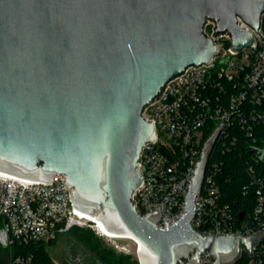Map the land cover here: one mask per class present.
Segmentation results:
<instances>
[{"label": "water", "instance_id": "1", "mask_svg": "<svg viewBox=\"0 0 264 264\" xmlns=\"http://www.w3.org/2000/svg\"><path fill=\"white\" fill-rule=\"evenodd\" d=\"M263 14L264 0H0V172L62 176L74 206L135 241L141 264H202L207 253L213 264L253 258L264 231L214 236L192 225L223 123L204 145L177 224L167 226L160 207L140 215L133 197L145 182L141 153L156 139L145 109L170 81L222 54L215 37L229 35L234 53L253 48L254 33L264 41ZM0 244L8 247L2 230ZM50 253L98 264L74 238Z\"/></svg>", "mask_w": 264, "mask_h": 264}, {"label": "built area", "instance_id": "2", "mask_svg": "<svg viewBox=\"0 0 264 264\" xmlns=\"http://www.w3.org/2000/svg\"><path fill=\"white\" fill-rule=\"evenodd\" d=\"M214 28L215 24L208 22L205 34L213 38ZM259 33L264 37V14ZM254 35L255 46L240 53L230 50L229 35L215 37L222 54L211 65L191 67L170 81L162 96L145 109V118L155 122L156 139L141 153L138 170L145 182L133 197L140 215L147 216L160 207L167 226L185 216L193 170L205 143L223 123L201 194L195 199L197 212L192 225L203 235L213 230L214 236L249 237L264 231V222L259 220L264 212V176L258 172L259 160L248 162L246 168L258 188L257 226L237 222L232 207L223 201L220 184L223 157L236 150L242 135L252 145L257 141V130L264 129V41ZM90 216L74 206L72 190L62 176L46 182L0 172V230L8 239L1 264H33L32 255L14 256L13 246L49 243L76 227H89L103 237L99 223ZM8 251L11 255L4 256ZM213 263L210 253L202 257V264ZM249 264H264V242L254 249Z\"/></svg>", "mask_w": 264, "mask_h": 264}, {"label": "trees", "instance_id": "3", "mask_svg": "<svg viewBox=\"0 0 264 264\" xmlns=\"http://www.w3.org/2000/svg\"><path fill=\"white\" fill-rule=\"evenodd\" d=\"M255 136L257 138L256 143L249 145L248 139L242 135L236 150L223 157L224 168L220 176V184L223 201L232 207L237 222L242 224L248 221L251 223L253 222L254 225L257 226L259 221H255L254 212L259 204V197L257 195L258 188L252 184V179L248 175L246 168L248 162L251 163L258 159L260 162L259 165H257L258 172L262 173V176H264V156L258 157L251 151L252 149H256L264 152V129H258ZM242 213H244V217L243 220H240V215ZM259 220L264 222V212L259 217ZM84 234L85 232L77 233L81 242L91 247L92 250L107 254L104 252V249H101L100 244H97V242ZM12 251L14 256L32 255L33 264H55L51 260L49 252L41 244L30 246L15 245ZM3 252V246L0 244V264L2 263L1 258ZM122 259V257L115 258V256L112 255L107 258V261L109 264H123ZM249 262L250 258L244 255L237 264H249Z\"/></svg>", "mask_w": 264, "mask_h": 264}, {"label": "rangeland", "instance_id": "4", "mask_svg": "<svg viewBox=\"0 0 264 264\" xmlns=\"http://www.w3.org/2000/svg\"><path fill=\"white\" fill-rule=\"evenodd\" d=\"M78 232H85L84 235L90 237L92 240L97 242V244H100L101 249H104V252H106L107 254H103L102 252L99 253L96 250H92L91 247L86 246L79 240L77 236ZM72 238H74V247H84V249L87 251L88 258L96 261L98 264H109L107 258L112 255H114L115 258L122 257L123 264H141V260L138 254V248L133 242L116 241L113 239L109 240L108 238L105 239V237H100L89 227L73 228L71 231L57 238L56 240L41 245H43V247L49 252L50 258L55 264H75L74 259L52 256V254L50 253L56 252L58 241ZM5 253L6 254H4V256L11 255L9 251Z\"/></svg>", "mask_w": 264, "mask_h": 264}, {"label": "bare ground", "instance_id": "5", "mask_svg": "<svg viewBox=\"0 0 264 264\" xmlns=\"http://www.w3.org/2000/svg\"><path fill=\"white\" fill-rule=\"evenodd\" d=\"M90 217H91V219H93L97 223H99L101 230L103 232V237L111 239V240L115 239L117 241H130V242H133L137 246V243L135 241L131 240L130 238L118 236L115 232L104 229L103 220L98 214H92V216H90ZM137 248H138V246H137ZM138 254H139V250H138ZM139 257H140V254H139ZM140 260H141V258H140Z\"/></svg>", "mask_w": 264, "mask_h": 264}, {"label": "flooded vegetation", "instance_id": "6", "mask_svg": "<svg viewBox=\"0 0 264 264\" xmlns=\"http://www.w3.org/2000/svg\"><path fill=\"white\" fill-rule=\"evenodd\" d=\"M77 264H84V263H81V262L79 263V262H77Z\"/></svg>", "mask_w": 264, "mask_h": 264}]
</instances>
